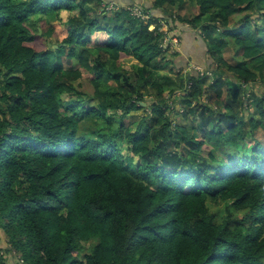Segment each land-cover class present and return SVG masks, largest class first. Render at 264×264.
I'll return each mask as SVG.
<instances>
[{
    "label": "trees",
    "instance_id": "obj_1",
    "mask_svg": "<svg viewBox=\"0 0 264 264\" xmlns=\"http://www.w3.org/2000/svg\"><path fill=\"white\" fill-rule=\"evenodd\" d=\"M146 1L0 0V264H264V0Z\"/></svg>",
    "mask_w": 264,
    "mask_h": 264
},
{
    "label": "crops",
    "instance_id": "obj_2",
    "mask_svg": "<svg viewBox=\"0 0 264 264\" xmlns=\"http://www.w3.org/2000/svg\"><path fill=\"white\" fill-rule=\"evenodd\" d=\"M138 1V2H137ZM123 4H132V3H138V6H141V4L145 3L147 4L146 0H121ZM149 4V3H148ZM148 6V5H147ZM150 6V4H149ZM151 9V8H149ZM152 15H155L152 11H150ZM179 31L181 36V43L179 47V51L182 53L181 57L189 58L192 62V67H196L195 65H204L207 63V57L206 54L203 53L205 51V47L201 41V39L198 37L197 33L196 36L192 35L188 32L187 28L182 27L179 25ZM189 29V28H188ZM177 31V30H176Z\"/></svg>",
    "mask_w": 264,
    "mask_h": 264
},
{
    "label": "rangeland",
    "instance_id": "obj_3",
    "mask_svg": "<svg viewBox=\"0 0 264 264\" xmlns=\"http://www.w3.org/2000/svg\"><path fill=\"white\" fill-rule=\"evenodd\" d=\"M136 9V8H135ZM155 15H157L156 13H155ZM48 21L49 22H51V24H54V23H56L55 21H56V18H55V16L53 17H49L48 18ZM152 28V27H151ZM150 28V29H151ZM166 28V30L168 29V27L166 26L165 27ZM187 28V27H186ZM187 30H188V32L190 33V34H192V35H195L196 36V31L195 30H192V29H188L187 28ZM177 33H180V31L178 30L177 31ZM180 43H181V41H179V44L177 45V48L179 49V47H180ZM172 51V50H171ZM226 55V54H225ZM247 62H249V60H247ZM65 68L66 69H72V67L71 66H69L68 65V63L65 61ZM125 69H128V70H130V68L129 67H126ZM260 85H262L261 83H260ZM84 86H85V89H86V93H88V95L89 94H92L93 93V87H92V85L89 83V82H85L84 83ZM178 94V93H177ZM66 95H62V97H63V99L66 101V99H67V97H65ZM89 96H91V95H89ZM92 97V96H91ZM87 99V101L90 103V104H92V105H95V103H96V101L95 100H93V99H91V98H86ZM178 98H175V99H173L174 100V102H175V106H177V105H179V103H177L176 102V100H177ZM260 138H262V134H261V137Z\"/></svg>",
    "mask_w": 264,
    "mask_h": 264
},
{
    "label": "built area",
    "instance_id": "obj_4",
    "mask_svg": "<svg viewBox=\"0 0 264 264\" xmlns=\"http://www.w3.org/2000/svg\"><path fill=\"white\" fill-rule=\"evenodd\" d=\"M134 14H136L137 16H140V10L139 9H134ZM161 24V26H162V29L165 31V36H164V40H163V42H164V45H170V46H172L174 49H176L177 48V45L179 44V41H180V39H179V37L176 35V34H172V33H170L169 31H168V29L166 30V26H167V24H166V22H161L160 23ZM152 27V28H151ZM168 27V26H167ZM151 28V29H150ZM154 28V26L153 25H151L150 27H149V29L150 30H152ZM193 68H195V69H197V70H201V68H198V67H194L193 66Z\"/></svg>",
    "mask_w": 264,
    "mask_h": 264
},
{
    "label": "clouds",
    "instance_id": "obj_5",
    "mask_svg": "<svg viewBox=\"0 0 264 264\" xmlns=\"http://www.w3.org/2000/svg\"><path fill=\"white\" fill-rule=\"evenodd\" d=\"M135 8H136V9H139L138 7H135ZM135 8H134V9H135ZM134 9H133V11H134ZM198 68H199V67H198Z\"/></svg>",
    "mask_w": 264,
    "mask_h": 264
},
{
    "label": "water",
    "instance_id": "obj_6",
    "mask_svg": "<svg viewBox=\"0 0 264 264\" xmlns=\"http://www.w3.org/2000/svg\"><path fill=\"white\" fill-rule=\"evenodd\" d=\"M54 47H56V45Z\"/></svg>",
    "mask_w": 264,
    "mask_h": 264
}]
</instances>
